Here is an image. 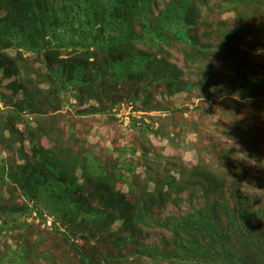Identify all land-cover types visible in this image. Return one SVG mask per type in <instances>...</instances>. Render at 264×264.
Masks as SVG:
<instances>
[{"label": "trees", "instance_id": "1", "mask_svg": "<svg viewBox=\"0 0 264 264\" xmlns=\"http://www.w3.org/2000/svg\"><path fill=\"white\" fill-rule=\"evenodd\" d=\"M199 1L0 0V71L10 87L25 91L13 104L12 118L0 116V240L23 228L22 222L34 213L43 215L44 206L54 212V230L77 253L78 264H140L144 260L146 264H264V208L241 207L239 221L230 217L223 228L208 217L210 208L207 212L199 205H192L180 219L170 216L161 221L156 215L166 207L164 193L148 191L147 182L138 190L136 181L121 171L108 174L93 153L76 154L60 137L58 150L45 148L41 138H49L50 129L42 128L45 124L41 122L35 128L24 118L27 112H59L68 95L75 103L67 105L79 107L76 114L81 117L108 115L109 107L123 99L131 114L143 112L131 117L134 130L144 135L157 132L154 123H146L145 116H151L147 113L171 114L179 109L146 105L147 91L163 87L144 86L165 84V92L173 95L180 90L184 74L197 71L194 88L209 95L232 99L233 94L248 101L264 95V18L258 24L248 21L257 6L264 7V0H225V5L246 15L241 14L231 27L212 28L216 43L204 42L197 35L203 16ZM9 49L15 54L8 53ZM28 55L44 60V70L27 65ZM176 58L182 65L176 64ZM20 72L21 82H17L12 77ZM26 81L37 88L40 82L48 87L35 92L36 87L23 85ZM10 97L0 91V104ZM111 116L119 120L115 114ZM6 131L16 134L18 141L29 139L31 158L22 146L15 149L5 139ZM171 132L165 135L174 142V134L180 138L184 129L181 126ZM256 138L253 133L246 137L250 143ZM131 151L136 152L134 147ZM121 162V168L132 170ZM220 175L207 171L201 178L217 187L227 183L218 182L223 180ZM176 181L167 177L164 182L176 188ZM118 182L125 183L129 192H120ZM189 189L191 199L197 196ZM226 194L217 197L221 208L228 206L221 200ZM16 196L22 199L17 207ZM5 198L13 199L12 203ZM115 223L119 227L113 230ZM85 228L111 232L106 251L97 243L72 240ZM234 238L236 243L231 242ZM26 245L21 241L16 247L6 246L0 251V264H25L30 253ZM41 258L57 264L54 253L44 252Z\"/></svg>", "mask_w": 264, "mask_h": 264}, {"label": "rangeland", "instance_id": "2", "mask_svg": "<svg viewBox=\"0 0 264 264\" xmlns=\"http://www.w3.org/2000/svg\"><path fill=\"white\" fill-rule=\"evenodd\" d=\"M224 1L201 0L197 2L203 9L202 24L198 28L197 35L204 42H217V36L211 31L212 28L231 27L241 14L246 15L234 7H228ZM263 8L257 6L248 21L258 24L259 19L264 18ZM210 9L214 11L208 13L210 16L207 17ZM8 53L14 55L15 50L9 49ZM28 56L27 65L34 69L44 70L42 63L44 60L37 56ZM175 61L178 66L183 63L178 58ZM261 62L264 67V61ZM186 74L181 81L180 90L173 95L165 92L167 91L165 84L144 86L163 87L158 91H147L149 96L146 105L155 108L169 106L179 109L171 114L160 110L147 113L151 116H145L146 123H154V127L158 128L157 132H147L144 135L134 130L129 123L130 119L133 115L140 117L143 112L131 114V109L123 99L111 106L112 108L109 107L108 115L91 114L81 117L76 114L79 107L68 106V103H75L74 97L68 95L69 100L64 101L65 105L59 112L51 114L43 111L40 115L27 112L24 118L35 128L39 127L37 125L41 122L45 124L42 128L50 129L49 138H41L45 148L58 150L60 137L64 143L71 145L76 154L81 153L83 156L87 152L93 153L100 162V166L108 174L121 171L129 175L131 180L136 181L138 190H141L147 182L148 191L164 193L166 207L161 211L156 210L158 211L156 218L159 217V220L162 221L170 216L176 217L174 220H177L186 215L192 205H199L206 211L210 208L208 217H212L211 221L223 228L222 225L231 222L230 217L239 221L241 207L252 211L264 208V182L262 181L264 175V95H255L250 101L233 94H230L232 99L214 94L209 95V92L194 88L196 87L194 85L198 84L193 82L199 77L198 71L192 72L191 76ZM3 75L5 74L0 71V91L9 93L12 98H9V102L0 104L2 112L0 116L2 119L9 120L12 118L10 112L14 108L13 104L25 96V91L10 87V82ZM21 75H23L22 72L12 78L21 82ZM219 81V83L222 82V80ZM38 84L39 90H46L48 87L47 83ZM186 84L187 86L189 84L190 88L186 87ZM23 85H31L36 87L35 92L38 91L37 84L34 82L26 81ZM134 90L135 88L131 89L129 93L133 95ZM114 114L119 117V120L111 116ZM49 120L53 123H48ZM23 125L19 123L20 129L24 128ZM181 126L184 129V132L179 135L181 137L178 138L174 134L175 141L171 142L166 137V133L172 134V129L177 130ZM251 132L257 137L253 143L246 139L249 134H252ZM15 135L8 131L4 134L5 139L10 140L15 149L22 146L25 155L31 158L29 139L27 138L28 140L24 142L18 141ZM132 147L135 148V153L131 151ZM0 149L3 151L1 147ZM4 152L6 155V151ZM13 156L17 157V154L13 152ZM18 161L23 163L22 159ZM121 161L126 162L132 170L121 168ZM207 171L221 174L223 180H218V182L227 183L212 187L213 183L210 184V181L201 178V174ZM167 177H174L177 180L176 188L164 182ZM189 188H192L197 195L192 199L189 197L192 193ZM117 189L122 193L129 192L128 186L123 182L117 183ZM224 191L227 194L222 196L221 200L228 202V206L221 208L217 204V197ZM167 194L170 196L168 197ZM179 195L183 199L176 200L175 198ZM127 197L133 200L129 195ZM16 199L17 207L22 199L18 196ZM12 201L13 199L10 198L8 204ZM91 203L97 205L96 201L91 200ZM41 208L43 215L34 213L22 222L23 228H16L12 235L0 240V251L3 252L6 246L16 247L19 242L24 241L30 249L29 258L25 264H55L50 259L48 261L41 258L42 254L47 251L54 253L57 264H64L65 260L67 264H78L80 259L77 253L54 230V212H51V207ZM259 221L262 222L261 219ZM59 223L60 228L65 229L62 222L59 221ZM118 227L119 224L115 223L112 229L116 230ZM38 233H41V238ZM111 238L109 231L85 228L83 234L74 236L72 240L76 243H97L102 251H106L107 243H110ZM231 242L236 243L235 238ZM4 264L19 263L6 261ZM140 264H146L145 260Z\"/></svg>", "mask_w": 264, "mask_h": 264}]
</instances>
